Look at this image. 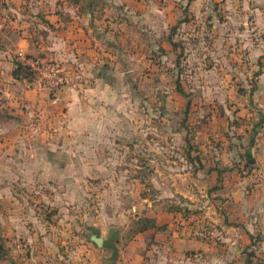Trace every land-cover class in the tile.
<instances>
[{
    "label": "crops",
    "instance_id": "crops-1",
    "mask_svg": "<svg viewBox=\"0 0 264 264\" xmlns=\"http://www.w3.org/2000/svg\"><path fill=\"white\" fill-rule=\"evenodd\" d=\"M80 2L69 7L72 15L66 12V1L64 10L29 16L28 29L19 32L14 45V54L22 50L29 58L58 61L64 82L32 85L13 76V58H0V264H206L225 257L224 252H207L208 244L191 226L193 216L183 217L190 206L172 199L177 193L150 201L138 187L123 186L118 165L131 162L124 159L127 150L118 157L112 149L128 128L112 123V103L123 100L122 78L126 82L132 69H141L147 59L154 71L160 55L172 53L174 35L166 28L176 25L178 6L189 15L183 23L200 13L201 21L214 27L212 32L229 35L230 49L252 52V114L231 124L251 138L234 140L226 150L232 162L252 161L254 212L264 205V0H102L104 15L98 0ZM251 15L255 26L240 28V19L249 22ZM130 28L136 35L128 49ZM243 33L246 41L239 39ZM212 113L210 123L228 118ZM213 145L216 157L202 159L200 170L221 178L231 159L223 158L225 143L204 147ZM127 178L144 185L138 176ZM129 194L136 197L133 204ZM180 194L188 197L187 192ZM139 203L145 208L140 210ZM174 204L180 209H170ZM140 216L166 228L126 239L129 225ZM113 231L118 235L117 260L90 239L94 232L108 238Z\"/></svg>",
    "mask_w": 264,
    "mask_h": 264
},
{
    "label": "rangeland",
    "instance_id": "rangeland-1",
    "mask_svg": "<svg viewBox=\"0 0 264 264\" xmlns=\"http://www.w3.org/2000/svg\"><path fill=\"white\" fill-rule=\"evenodd\" d=\"M66 1V12L72 15L71 0H0V58L17 55L13 53L14 45L19 32L28 29L29 16H38L47 9L64 10ZM98 1L99 14H106L105 3ZM178 9L176 33L170 24L161 29L162 37L166 27L174 35L172 53L161 54L160 66H155L154 71L147 59L139 64L141 69H132L126 82L122 78L123 100L112 103L116 108L112 123L128 128L118 135L112 149L113 156L118 157L125 156L127 150L124 159L131 162L118 165L124 176L122 184L135 190L138 187L137 192L149 196L150 201H163L164 195L177 193L172 199L199 211L191 223L196 236L206 241L210 248L207 252L225 253V257L215 255L206 264H264V205L252 212V161L242 158L241 162H232L226 150L234 140L251 138L249 132L243 134L245 129L235 130L231 124L244 121L243 114H252V52L230 49L229 35L220 37L212 32L214 27L201 21L200 13L183 23L189 15L182 6ZM248 18L249 22L240 19V28L255 26L252 15ZM230 23L231 20L226 23L227 27ZM128 33L125 44L129 49L136 32L132 29ZM244 34L239 39L246 41ZM138 55L140 52L135 56ZM45 60L59 64L54 59ZM212 111L228 114V118L221 124L214 120L210 123L207 117L213 115ZM210 142L225 143L223 158L231 159L226 165L228 173L221 178L200 170L202 159L216 157L214 145L212 149L204 147ZM124 143L130 147L120 149ZM127 175L142 178L144 185ZM113 192L117 194V189ZM181 192H187L188 197ZM128 199L133 204L136 197L129 194ZM139 208H145L143 203Z\"/></svg>",
    "mask_w": 264,
    "mask_h": 264
},
{
    "label": "trees",
    "instance_id": "trees-1",
    "mask_svg": "<svg viewBox=\"0 0 264 264\" xmlns=\"http://www.w3.org/2000/svg\"><path fill=\"white\" fill-rule=\"evenodd\" d=\"M71 1L75 4L81 3L80 0H71ZM82 12H84V10H82ZM170 41L172 42V45H176L175 42H173L172 40H170ZM13 61H14V65H15L14 70H13V76L15 78L27 79L30 81L34 78L35 71L32 70L26 64L22 63L17 58V56L13 57ZM190 152H191V149L188 150V154H190ZM170 209L175 211V210H179L180 207L174 204L170 207ZM185 209H186V211H184V213H183V217L185 219L192 217L199 212L196 210H191L189 208H185ZM153 228L158 229V230H164L166 228V226L165 225L158 226L156 224V220L152 217L140 216L136 220H133L131 222V224L129 225V227L126 231L125 237H126V239H130V238L134 237L139 232H143V231H146L148 229H153Z\"/></svg>",
    "mask_w": 264,
    "mask_h": 264
},
{
    "label": "built area",
    "instance_id": "built-area-1",
    "mask_svg": "<svg viewBox=\"0 0 264 264\" xmlns=\"http://www.w3.org/2000/svg\"><path fill=\"white\" fill-rule=\"evenodd\" d=\"M16 56L22 63L35 71L34 78L31 80L32 85H39L45 81L57 82V84H59L66 80V77L61 74L63 69L59 64L42 58H29L22 50H20Z\"/></svg>",
    "mask_w": 264,
    "mask_h": 264
},
{
    "label": "water",
    "instance_id": "water-1",
    "mask_svg": "<svg viewBox=\"0 0 264 264\" xmlns=\"http://www.w3.org/2000/svg\"><path fill=\"white\" fill-rule=\"evenodd\" d=\"M90 239L99 247L108 249L111 251V260H117L119 258V248L117 245L118 235L113 231L108 238L100 236L97 232L90 235Z\"/></svg>",
    "mask_w": 264,
    "mask_h": 264
}]
</instances>
